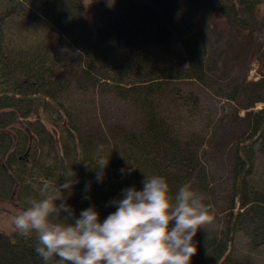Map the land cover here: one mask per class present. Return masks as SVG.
Here are the masks:
<instances>
[{
  "label": "trees",
  "instance_id": "obj_1",
  "mask_svg": "<svg viewBox=\"0 0 264 264\" xmlns=\"http://www.w3.org/2000/svg\"><path fill=\"white\" fill-rule=\"evenodd\" d=\"M256 33L264 37V0H2L0 198L25 209L71 167L78 183L63 190L67 204L75 217L95 205L103 222L123 189L162 175L173 193L190 184L222 212L221 230L197 231L190 264H257L233 253L237 233L251 249L264 246V182L255 175L264 74L246 78L251 61L264 69ZM194 85L244 115L219 128L223 118L203 115ZM96 92L131 108L133 123L106 122L104 108L102 120L82 118L75 94ZM206 145H229L223 202ZM107 160L98 181L96 166ZM36 245L35 234L0 232V264H44Z\"/></svg>",
  "mask_w": 264,
  "mask_h": 264
},
{
  "label": "clouds",
  "instance_id": "obj_2",
  "mask_svg": "<svg viewBox=\"0 0 264 264\" xmlns=\"http://www.w3.org/2000/svg\"><path fill=\"white\" fill-rule=\"evenodd\" d=\"M107 163L97 164L98 181ZM64 177L52 191L44 183L41 191L47 194L30 199L11 221L18 234H35V252L44 264H190L197 231L212 222L203 196L190 184L173 193L162 175H146L142 189H123L120 198L110 201L117 207L103 222L95 205L75 217L63 190L71 194L78 180L71 167Z\"/></svg>",
  "mask_w": 264,
  "mask_h": 264
},
{
  "label": "rangeland",
  "instance_id": "obj_3",
  "mask_svg": "<svg viewBox=\"0 0 264 264\" xmlns=\"http://www.w3.org/2000/svg\"><path fill=\"white\" fill-rule=\"evenodd\" d=\"M2 0H0L1 2ZM256 41H263L264 37L262 33H256ZM247 81H256L260 75L264 74V69L260 67L254 61H251L246 67ZM191 89L194 92L200 94L202 100L203 115H208L214 120H221L219 128H221L228 119H234L239 122L238 118L244 115V111L236 109V103L225 102L224 100L215 97L212 93L204 91L202 88L194 85L191 86ZM77 104L80 105V113L82 118H85L86 121H89L93 118L102 120V115L105 114V111L108 113L109 118L106 119V122L114 123L120 122L125 126H130L133 121L136 119V113L129 107L117 103L109 97H102L99 93H89L87 95L75 94ZM101 108H104L105 111H101ZM261 106H257L254 110L261 109ZM237 113V114H236ZM234 116V117H233ZM239 116V117H238ZM221 132L220 130H218ZM209 138H212L211 136ZM229 146V145H228ZM228 146L220 151H211V146H204L203 153L205 155L206 165L210 174L214 176V183L220 185L216 189L217 199L223 202L225 199V194L229 190V157H228ZM256 161V166L258 170L256 172L257 178L261 179L264 182V153L258 154ZM213 184V186H217ZM23 208L19 207L14 200L12 199H1L0 198V232L5 234L12 233L15 230L12 224V217L18 214ZM212 222L203 226V228L198 231H207L209 233L218 232L222 229L223 216L222 212L218 208L212 207ZM233 253L239 257L251 258L257 264H264V246H261L257 249H251L248 245L246 237L237 233L234 239Z\"/></svg>",
  "mask_w": 264,
  "mask_h": 264
}]
</instances>
